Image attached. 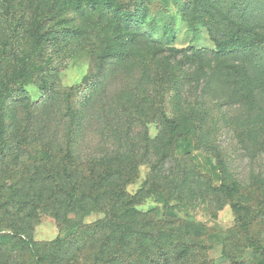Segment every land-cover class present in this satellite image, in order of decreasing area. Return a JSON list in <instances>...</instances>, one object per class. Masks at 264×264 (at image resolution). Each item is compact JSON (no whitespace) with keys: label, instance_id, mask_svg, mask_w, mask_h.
I'll list each match as a JSON object with an SVG mask.
<instances>
[{"label":"rangeland","instance_id":"1","mask_svg":"<svg viewBox=\"0 0 264 264\" xmlns=\"http://www.w3.org/2000/svg\"><path fill=\"white\" fill-rule=\"evenodd\" d=\"M88 1L0 0V264H38L28 242L51 254L45 264H104L112 231L89 227L121 186L134 198L127 220L183 230L189 251L174 264H264V57L204 55L201 70L192 54L214 51L231 20L264 36V0H145L140 30ZM36 32L44 43L27 63ZM137 33L130 59L111 56ZM185 103L201 106L193 127L159 123ZM94 162L109 193L96 203L94 179L72 198ZM232 182L233 200L213 194ZM239 216L253 219L247 234Z\"/></svg>","mask_w":264,"mask_h":264},{"label":"trees","instance_id":"2","mask_svg":"<svg viewBox=\"0 0 264 264\" xmlns=\"http://www.w3.org/2000/svg\"><path fill=\"white\" fill-rule=\"evenodd\" d=\"M200 3L202 7H206L204 10H207V2L205 0H197L194 8L198 9ZM88 6L93 10H104L107 9L113 13L115 18L120 23H123L126 28H137L141 29V20L145 17L146 13V2L145 0H129L127 2H120V0H89ZM229 30L222 32V39L217 37H213V42L216 46L215 50H196L192 49V54L194 58L197 56L201 61V70L203 65L206 63L204 60V55L210 56L211 60H225L232 57H242L245 60L250 61L252 58L260 59L261 56L264 57V36L257 34L249 30L250 28L245 24L238 23L234 20L230 21L228 25ZM225 33V34H223ZM125 34H128L125 32ZM135 34V33H134ZM165 32L163 36L167 35ZM212 35L215 32L211 31ZM140 34H136L132 36L130 45H122L120 46V51L114 50L112 53V57L118 59L119 57L124 60H128L132 57L135 50V39L139 37ZM152 37H156V34L151 35ZM168 42L175 43L174 35H167ZM45 36L41 33L36 32L35 34V47L33 49L34 52L28 54L26 56V62L29 63L33 61V53H35L44 43ZM109 54L101 55L100 58V67H104ZM261 62V60H260ZM241 69L248 70L247 67H240ZM246 77V85L249 86L250 76L247 73ZM175 86L178 87L177 79H175ZM253 92V91H251ZM181 111H185V114L180 115L173 120H169L166 114L163 115L161 120H159L160 124L164 121H169L171 123V129L174 132H179L181 130L180 118L188 123H190L193 127L195 123L194 113L201 106L196 103L195 107H192L189 103H185L180 105ZM192 107L191 109H189ZM1 137L4 135L1 133ZM67 158L71 160V154H68ZM98 163L94 162L91 164L86 174H83L80 180V184L78 186H74L72 189L71 197L75 198L76 194L80 192V188L89 185L94 179L96 181L92 184L94 187H98L99 189L95 193V202L99 203L103 200L104 196L109 193L107 181L111 180L110 176L97 175L98 171ZM137 171V170H136ZM137 174V172H136ZM134 176L129 178L126 182V185H131L135 182ZM212 192L214 195H221L226 197L229 200H233L236 195L240 192V186L236 182L222 184L218 187H213ZM134 198L130 197V195L125 191L124 186H121V190L118 194H115L114 201L111 204V208L106 216V218L102 221L97 222L96 224L90 226V229L98 230V229H110L112 232V241L113 245L108 247V254H106V259L103 262L104 264H174V263H182L186 259V255L189 251V248H186V241L184 240V233L182 229L176 227L177 222L166 223V221L155 220L151 216L147 215L146 223L142 226H136L133 222L127 220L129 210L130 200ZM167 199V197H166ZM167 201V200H166ZM123 202V206H125L124 212L117 214V206ZM247 209L243 207V210ZM238 227L245 232L246 234L249 231L251 226V222L253 219L248 220L245 216H239L238 219ZM196 234H199V230H203L204 227H197L193 225ZM55 243H58L55 242ZM28 247L32 250V254L35 257L38 264H45L51 258V254H45L40 256L39 249H37V245L34 242L26 243ZM196 248L194 243H192V256L196 253ZM194 261L192 260V264Z\"/></svg>","mask_w":264,"mask_h":264}]
</instances>
